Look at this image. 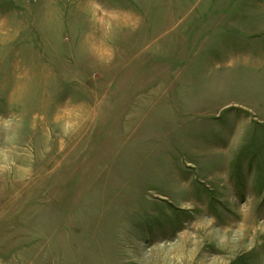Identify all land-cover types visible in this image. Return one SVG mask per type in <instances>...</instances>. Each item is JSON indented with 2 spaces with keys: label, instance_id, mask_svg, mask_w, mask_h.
I'll return each mask as SVG.
<instances>
[{
  "label": "rangeland",
  "instance_id": "374dc122",
  "mask_svg": "<svg viewBox=\"0 0 264 264\" xmlns=\"http://www.w3.org/2000/svg\"><path fill=\"white\" fill-rule=\"evenodd\" d=\"M0 264H264V0H0Z\"/></svg>",
  "mask_w": 264,
  "mask_h": 264
}]
</instances>
